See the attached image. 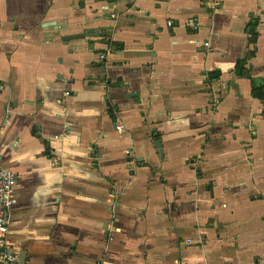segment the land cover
Wrapping results in <instances>:
<instances>
[{"label":"crops","instance_id":"crops-1","mask_svg":"<svg viewBox=\"0 0 264 264\" xmlns=\"http://www.w3.org/2000/svg\"><path fill=\"white\" fill-rule=\"evenodd\" d=\"M2 85L26 264H264V0H0Z\"/></svg>","mask_w":264,"mask_h":264},{"label":"built area","instance_id":"built-area-1","mask_svg":"<svg viewBox=\"0 0 264 264\" xmlns=\"http://www.w3.org/2000/svg\"><path fill=\"white\" fill-rule=\"evenodd\" d=\"M104 8L109 9V6ZM111 17L116 18V13H111ZM168 26L171 27L172 22H168ZM193 27L198 29L197 24ZM209 45V41L204 42L205 48H209ZM5 88V85L0 86V90ZM18 181L19 176L15 172L0 167V264H20V252L8 244L11 210L16 203Z\"/></svg>","mask_w":264,"mask_h":264},{"label":"water","instance_id":"water-1","mask_svg":"<svg viewBox=\"0 0 264 264\" xmlns=\"http://www.w3.org/2000/svg\"><path fill=\"white\" fill-rule=\"evenodd\" d=\"M111 19V15L110 18ZM101 36V32L100 31H95V32H86V33H80V34H75V35H68L66 37L63 38V41L65 43L71 41V40H82V39H86V38H95V37H100ZM130 85H123V88H129ZM126 97L128 99H134L139 97V92H127L126 93ZM113 127L115 128V130L118 131V127H117V123L116 121L113 122ZM154 146L157 150H159V153L161 155V157L164 156V152H163V147L161 145V142L159 140H155L154 141ZM27 261V255L25 252H21L20 254V264H26Z\"/></svg>","mask_w":264,"mask_h":264},{"label":"flooded vegetation","instance_id":"flooded-vegetation-1","mask_svg":"<svg viewBox=\"0 0 264 264\" xmlns=\"http://www.w3.org/2000/svg\"><path fill=\"white\" fill-rule=\"evenodd\" d=\"M111 53V50L110 49H108L106 52H103V53H98L97 54V65H98V67H99V69H103L104 68V66L106 65V61H107V59H108V56H109V54ZM102 72V71H101ZM110 85H112L113 87H115V85H118L119 84V82L117 81V82H115V83H112V82H110L109 83ZM125 84V83H124ZM123 85V84H122ZM114 118H115V115L113 116Z\"/></svg>","mask_w":264,"mask_h":264},{"label":"trees","instance_id":"trees-1","mask_svg":"<svg viewBox=\"0 0 264 264\" xmlns=\"http://www.w3.org/2000/svg\"><path fill=\"white\" fill-rule=\"evenodd\" d=\"M239 67H240V65H239ZM264 90H254V94L256 95V96H259V97H262L263 95H264V92H263Z\"/></svg>","mask_w":264,"mask_h":264}]
</instances>
